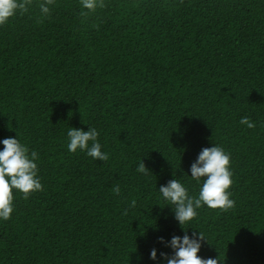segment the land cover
I'll return each instance as SVG.
<instances>
[{
    "label": "trees",
    "instance_id": "16d2710c",
    "mask_svg": "<svg viewBox=\"0 0 264 264\" xmlns=\"http://www.w3.org/2000/svg\"><path fill=\"white\" fill-rule=\"evenodd\" d=\"M41 2L0 27V140L38 152L43 185L14 193L0 264L172 255L159 238L185 232L158 190L176 178L198 195L190 166L214 145L231 155L235 207L183 227L206 236L204 259L264 264V0H56L47 17ZM88 127L106 162L68 151L67 130Z\"/></svg>",
    "mask_w": 264,
    "mask_h": 264
},
{
    "label": "clouds",
    "instance_id": "9594fccd",
    "mask_svg": "<svg viewBox=\"0 0 264 264\" xmlns=\"http://www.w3.org/2000/svg\"><path fill=\"white\" fill-rule=\"evenodd\" d=\"M55 2L56 0H42L39 3L42 17L50 15ZM80 4L87 12H95L98 7H103L102 0H80ZM30 7L31 0H0V27L8 24L17 14L26 13ZM240 124L248 129L256 127L255 122L247 116L241 117ZM99 135L94 127H88L87 131L69 128L68 151L74 154L78 151L84 152L93 160L106 162L109 154L102 151ZM0 144L3 145L0 150V221H7L14 212V193L22 194L28 199L33 193L43 191V185L38 175L39 154L36 150L30 151L18 137L5 138L0 140ZM138 171L143 174L149 172L143 161L138 165ZM190 173L191 180L199 186L198 195H191L188 188L176 178L170 180L167 185L160 186L158 190L185 234L173 236L169 241L163 237L159 238L158 242L171 249L172 255L153 248L150 250L149 259L154 264H219L220 259H204L198 255L202 242L207 240L206 236L200 231L189 236L183 226L191 224L198 217V210L202 207L219 209L221 212L235 207L230 192L233 184L231 155L218 145L204 148L191 164ZM112 191L119 195V186H115ZM135 203L132 201V207H135Z\"/></svg>",
    "mask_w": 264,
    "mask_h": 264
}]
</instances>
